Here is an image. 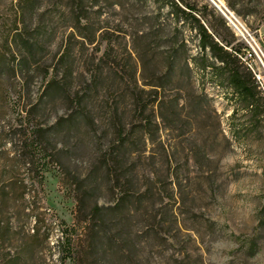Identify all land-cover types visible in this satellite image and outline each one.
Wrapping results in <instances>:
<instances>
[{
    "label": "rangeland",
    "instance_id": "1",
    "mask_svg": "<svg viewBox=\"0 0 264 264\" xmlns=\"http://www.w3.org/2000/svg\"><path fill=\"white\" fill-rule=\"evenodd\" d=\"M215 1L245 35L228 21L248 47L256 102L195 71L184 109H165L163 122L141 92L155 69L123 44L117 63L103 65L84 124L54 134L45 156L26 157L31 129L18 103L41 98L68 30L56 0H0V264H264V0ZM184 36L200 54L196 34ZM94 52L76 46L73 91L94 84ZM176 94L167 86L165 101ZM202 94L210 104L199 113ZM136 96L144 116L157 115L152 138ZM70 112L61 98L31 119L50 129Z\"/></svg>",
    "mask_w": 264,
    "mask_h": 264
},
{
    "label": "trees",
    "instance_id": "2",
    "mask_svg": "<svg viewBox=\"0 0 264 264\" xmlns=\"http://www.w3.org/2000/svg\"><path fill=\"white\" fill-rule=\"evenodd\" d=\"M55 6L68 30L66 46L52 73L47 70L46 75L50 78L36 104H28L23 99L18 103L21 116L28 130L31 129L24 143V149L29 151L26 157L33 154L32 151L45 156L54 134L61 133L66 127L78 129L84 124L92 114L91 91L97 89L96 84L104 73L103 65L117 63L116 49L123 44L125 47L130 44L143 70L151 66L155 69L151 81L143 84L148 91L141 89V92L153 97L151 107L157 108L163 122L165 109H171L176 117L177 110L184 109L179 101L183 92L192 86L195 71L209 75L215 85L232 90L240 102L253 104L262 94L258 81L242 59L248 47L238 41L228 20L209 0H56ZM185 31L194 32L198 38L201 53L197 56L190 55ZM76 46L81 53L89 47L94 53H102L96 65L99 69L94 71V84L73 91L69 80L74 76ZM0 66V70L5 68ZM133 78L136 83L135 76ZM167 86H175L177 92L170 101H165ZM202 96V102L195 107L199 113L205 104H210L207 96ZM61 98L71 104L67 117L58 119L50 129L33 122L34 110H42ZM134 100L136 112L143 116L138 119L142 131L152 138L158 128L157 115L153 111L152 116H144L148 104L139 96ZM120 146L124 147L123 141ZM72 255L68 253L65 260Z\"/></svg>",
    "mask_w": 264,
    "mask_h": 264
},
{
    "label": "water",
    "instance_id": "3",
    "mask_svg": "<svg viewBox=\"0 0 264 264\" xmlns=\"http://www.w3.org/2000/svg\"><path fill=\"white\" fill-rule=\"evenodd\" d=\"M224 16H225V18L227 19V20H229V16H228V14H227V12L229 13V11L228 10H223L222 9V7H220V5L215 1V0H209ZM237 29V31L240 33V34H242L243 35V33L238 29V28H236ZM263 43H264V37H263Z\"/></svg>",
    "mask_w": 264,
    "mask_h": 264
},
{
    "label": "built area",
    "instance_id": "4",
    "mask_svg": "<svg viewBox=\"0 0 264 264\" xmlns=\"http://www.w3.org/2000/svg\"><path fill=\"white\" fill-rule=\"evenodd\" d=\"M229 14L231 15V16H233L230 12H229ZM235 28H238L237 27V25L233 22V20L229 17V20H228ZM239 29V28H238ZM237 30V29H236ZM240 30V29H239ZM241 31V30H240ZM242 32V31H241ZM243 33V32H242ZM242 35V34H241ZM243 37H245V35H244V33H243V35H242ZM251 47H252V45H251ZM243 59V58H242Z\"/></svg>",
    "mask_w": 264,
    "mask_h": 264
},
{
    "label": "bare ground",
    "instance_id": "5",
    "mask_svg": "<svg viewBox=\"0 0 264 264\" xmlns=\"http://www.w3.org/2000/svg\"><path fill=\"white\" fill-rule=\"evenodd\" d=\"M242 31V30H241ZM254 48V47H253Z\"/></svg>",
    "mask_w": 264,
    "mask_h": 264
}]
</instances>
